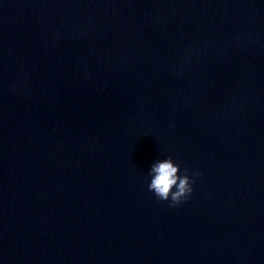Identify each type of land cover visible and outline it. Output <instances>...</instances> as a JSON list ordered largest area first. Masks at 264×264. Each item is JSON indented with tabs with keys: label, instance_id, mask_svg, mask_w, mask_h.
Segmentation results:
<instances>
[{
	"label": "water",
	"instance_id": "95a60500",
	"mask_svg": "<svg viewBox=\"0 0 264 264\" xmlns=\"http://www.w3.org/2000/svg\"><path fill=\"white\" fill-rule=\"evenodd\" d=\"M0 264H264V0H0Z\"/></svg>",
	"mask_w": 264,
	"mask_h": 264
},
{
	"label": "clouds",
	"instance_id": "9594fccd",
	"mask_svg": "<svg viewBox=\"0 0 264 264\" xmlns=\"http://www.w3.org/2000/svg\"><path fill=\"white\" fill-rule=\"evenodd\" d=\"M180 166L175 163L172 157L156 160L148 172L150 183L148 191L152 192L159 201L170 202V207H177L185 202L193 193V185L197 177L202 175L198 170L185 168L183 174Z\"/></svg>",
	"mask_w": 264,
	"mask_h": 264
}]
</instances>
